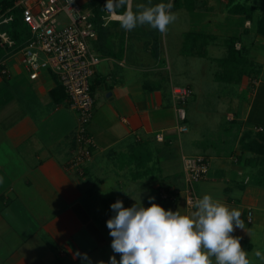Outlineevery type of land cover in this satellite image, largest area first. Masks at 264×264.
<instances>
[{
	"label": "crops",
	"instance_id": "1",
	"mask_svg": "<svg viewBox=\"0 0 264 264\" xmlns=\"http://www.w3.org/2000/svg\"><path fill=\"white\" fill-rule=\"evenodd\" d=\"M203 1V14L218 19ZM160 2L129 0L127 7L135 12L138 3ZM105 4L101 0L86 9L93 17L99 9L97 36L88 41L99 62L90 79L94 104L88 128L95 148L81 165L73 164L78 116L55 76L40 70L30 79L20 50L0 61V264H109L110 256L119 262L106 226L115 215L110 205L156 203L190 215L194 209L184 201L182 158L194 155L208 162L206 178L194 185L198 198L208 194L239 210L244 230L235 228L231 235L239 238L251 264H264L254 255L256 250L264 254V155L244 139L247 130L264 125V79L258 72L264 56L258 58L262 49H251L264 45V37L249 20L239 24L243 34L235 46L242 45L256 71L236 84L235 100L227 99L234 113H225V139L215 140L211 132L183 136L189 127L177 130L163 36L148 25L126 31L118 19L104 20ZM242 35L248 40L243 42ZM223 39L208 44L224 47L220 58L226 56Z\"/></svg>",
	"mask_w": 264,
	"mask_h": 264
},
{
	"label": "clouds",
	"instance_id": "2",
	"mask_svg": "<svg viewBox=\"0 0 264 264\" xmlns=\"http://www.w3.org/2000/svg\"><path fill=\"white\" fill-rule=\"evenodd\" d=\"M128 3L129 0H106L105 4V11L116 15L126 31L148 25L164 34L177 18L170 11L171 0L155 6L138 3L135 12L127 7ZM120 8L126 10L118 14ZM110 208L115 215L106 221V226L112 237L111 249L120 255V260L110 256L109 264H251L239 238L231 235L235 228L244 230L241 212L230 210L208 194L195 200L190 215L165 210L156 203L148 207L136 203L125 208L117 200ZM254 255L264 261L261 251L256 250Z\"/></svg>",
	"mask_w": 264,
	"mask_h": 264
},
{
	"label": "built area",
	"instance_id": "3",
	"mask_svg": "<svg viewBox=\"0 0 264 264\" xmlns=\"http://www.w3.org/2000/svg\"><path fill=\"white\" fill-rule=\"evenodd\" d=\"M21 7L23 22L29 29V38L19 49L22 52V61L29 71L30 79L38 76L40 70H47L57 79L65 92L69 105L78 116L76 141L77 154L73 164L81 165L90 159L95 148L93 137L89 132V123L92 118L94 98L91 90V77L94 66L99 57L89 47L88 41L96 38L97 31L93 22V13L82 9L78 0H18ZM64 12L68 23L60 24L56 16ZM104 20L118 19L105 11ZM11 20L6 17L3 22ZM0 43L12 46L14 41L6 32H0ZM190 86H172L171 95L175 101L177 114V130L185 132L187 113L185 104L192 95ZM255 131H263L261 126H254ZM156 138L163 140L162 135ZM184 171V201L187 206L193 207L198 199L194 185L206 178L208 162L203 155L183 156ZM163 198L168 195L161 193ZM251 212H248V221H251Z\"/></svg>",
	"mask_w": 264,
	"mask_h": 264
},
{
	"label": "rangeland",
	"instance_id": "4",
	"mask_svg": "<svg viewBox=\"0 0 264 264\" xmlns=\"http://www.w3.org/2000/svg\"><path fill=\"white\" fill-rule=\"evenodd\" d=\"M81 1L82 9H89L91 4L100 5L101 0H78ZM202 1V0H201ZM210 1V2H209ZM227 0H208V3L212 6L215 16L222 18L228 13V19H215L211 14V18L207 15H203V11L197 9L193 12L192 21L189 22V12L186 9H175L171 7L170 11L176 15L175 22L168 25L166 33L161 34L163 36L162 44H165L167 51L168 62L166 64L165 76L168 77V81H171L174 85L185 86L188 85L195 91L194 96L188 98L185 109L188 120L186 121L188 132L184 133L183 136L195 135L200 136L201 132L204 134H214L216 140L218 136L220 139H225L224 135H227V131L224 130L222 124L226 123L225 113L231 111L234 113L232 104H228V100L234 99V92L237 90L235 83H226L223 79H218L216 74L222 70V64L217 61L224 54L223 46H207V56L200 57L198 55H186L180 54L179 50L182 47L183 40L188 30H201L202 32H210L216 34L217 40L221 42L222 38L228 36H240L241 32L240 23L244 20L243 14H233L225 12V3ZM172 2V0H171ZM161 3V2H160ZM164 4H168L169 0H163ZM57 21L60 24L68 23L69 20L64 12H60L56 16ZM209 20V21H208ZM215 28V29H214ZM218 29V30H216ZM241 32V33H240ZM220 35V36H219ZM247 35H242V41L248 40ZM187 41V40H186ZM91 41L90 44H92ZM188 42V41H187ZM186 42V43H187ZM184 43L185 48L189 49V46ZM222 44V43H220ZM250 46V45H249ZM247 47V46H246ZM248 48V47H247ZM262 49V53L258 56L261 59L264 56V45L261 42L255 43V46L251 49ZM242 52H245L244 50ZM244 59H249L244 53ZM257 56V55H256ZM246 57V58H245ZM259 65L258 72L260 78L264 79V65ZM255 66V65H254ZM253 66V67H254ZM191 84V85H190ZM228 99V100H227ZM230 106V107H229ZM200 123L196 124V121ZM205 125L202 123L203 121ZM220 120L222 123L219 125ZM227 125V124H226ZM204 128H207L204 130ZM213 136V135H212ZM201 140V139H200ZM188 149H186L187 151ZM194 151V150H192ZM196 152H201L199 149ZM253 178H256L253 177Z\"/></svg>",
	"mask_w": 264,
	"mask_h": 264
},
{
	"label": "trees",
	"instance_id": "5",
	"mask_svg": "<svg viewBox=\"0 0 264 264\" xmlns=\"http://www.w3.org/2000/svg\"><path fill=\"white\" fill-rule=\"evenodd\" d=\"M17 1L0 0V32H6L14 41L12 46L0 43V61L7 55L18 51L29 38V29L23 22L21 7L17 4ZM203 3V0H172L171 2L172 7L175 9L184 8L187 11H191L189 12L191 19L193 13H195L193 11L201 9ZM226 4L227 12L243 14L245 16L244 20H249L252 23L254 32L264 37V0H227ZM125 10L126 8L117 9V13H123ZM98 12L99 9H95V17L92 19L96 31L100 22ZM6 17H11V20L3 22V19ZM185 36L182 53L186 55H198L200 57L207 56V45L217 38L216 34L202 32L201 30H190ZM238 38L239 36L224 38L223 44L226 48V56L217 59L222 64V70L216 76L218 79H223L226 83L239 84L243 76H250L256 71L255 63L249 59H244L242 45L236 48L235 44ZM184 43L189 46V49L185 48ZM93 87L94 84H91V90ZM256 126H261L263 131H255L253 126L252 129L245 132L244 139H249L252 150L260 155H264V125Z\"/></svg>",
	"mask_w": 264,
	"mask_h": 264
}]
</instances>
